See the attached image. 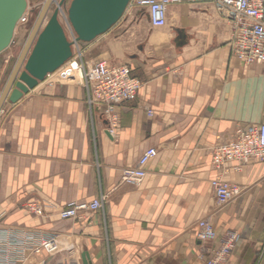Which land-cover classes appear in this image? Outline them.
I'll return each mask as SVG.
<instances>
[{"label":"crops","instance_id":"0c3cea01","mask_svg":"<svg viewBox=\"0 0 264 264\" xmlns=\"http://www.w3.org/2000/svg\"><path fill=\"white\" fill-rule=\"evenodd\" d=\"M119 26L80 43L85 61L127 65L142 83L137 100L117 108L116 124L99 106L90 110L80 74L66 66L18 102L3 103L0 228L58 239L60 254L28 253L24 264H84V256L88 264H205L234 233L239 240L223 264H255L264 163L238 170L234 163L222 180L241 194L220 206L209 150L218 137L264 122V67L233 55L230 27L211 4L171 6L162 29L143 17ZM132 31L144 34L143 43L126 38ZM25 43L18 55L0 54V97ZM151 148L158 154L142 185L121 184L122 171ZM101 195L108 196L104 210L60 219L69 203ZM30 203L43 205L44 214ZM206 217L217 239L201 243L196 233Z\"/></svg>","mask_w":264,"mask_h":264},{"label":"built area","instance_id":"2783aa9c","mask_svg":"<svg viewBox=\"0 0 264 264\" xmlns=\"http://www.w3.org/2000/svg\"><path fill=\"white\" fill-rule=\"evenodd\" d=\"M184 3L199 5L211 4L222 20L229 27L232 39V53L246 65L264 67V0H131L127 10L132 20L146 18L154 29L167 26L168 10L171 6ZM64 20V28L68 30L74 52L66 67L79 69L82 85L88 91V105L93 111L95 106L101 108L110 123L118 122L117 108L123 103L135 102L142 87L141 81L133 77L127 65H113L108 61H85L80 49V42L69 23L68 15L59 7ZM59 15V17H60ZM28 21L27 15L20 23ZM63 69V68H62ZM153 116V111H148ZM211 164L219 175L211 181L215 200L218 205H226L241 194V188L222 180L230 172L234 163L238 170L241 165L252 161L264 163V122L252 125L247 129H239L231 137H218L215 145L209 150ZM157 150L148 149L133 167L122 171L121 184L138 187L147 177V165L157 157ZM108 196L101 195L91 202L69 203L59 216L62 220L77 219L83 213H94L104 210ZM30 211L37 216L45 212L44 206L37 203L28 205ZM201 243H210L217 239V231L209 217L201 219L196 233ZM239 235L231 234L222 247L212 255L205 264H223L231 255ZM28 253L34 256L60 254V243L54 236H45L40 232L24 229L0 228V264H24ZM255 264H264V233L261 240V251Z\"/></svg>","mask_w":264,"mask_h":264},{"label":"water","instance_id":"95a60500","mask_svg":"<svg viewBox=\"0 0 264 264\" xmlns=\"http://www.w3.org/2000/svg\"><path fill=\"white\" fill-rule=\"evenodd\" d=\"M131 0H72L68 20L76 41L90 43L109 32L123 17ZM66 0L59 2L62 8ZM46 0L25 46L0 97V110L8 99L18 102L48 76L56 73L73 57V42L68 38L56 8L50 11ZM28 8L27 0H0V54L8 50L16 29ZM88 264V256L83 257Z\"/></svg>","mask_w":264,"mask_h":264},{"label":"rangeland","instance_id":"374dc122","mask_svg":"<svg viewBox=\"0 0 264 264\" xmlns=\"http://www.w3.org/2000/svg\"><path fill=\"white\" fill-rule=\"evenodd\" d=\"M45 1L46 0H27L28 8L26 11V15H27L28 21L26 23H19V25L16 29L14 41H13L11 47L6 51H11V52H14V54L18 55V53L21 51V49L23 47V44L27 41L29 34L31 33V30H32L35 22L38 19V16H39V14L43 8ZM56 1L60 2L61 0H56ZM71 1L72 0H66L65 5L63 6V11L67 15H68V8H69ZM56 8H57L56 3H53V5H52V7H51V9L47 15V19H46L45 23L51 17L52 13L54 12V10ZM59 18H60L61 23L65 26L64 20H63L61 15ZM129 22H132L133 25L136 24V20H132V18L130 17V11L126 9L125 14L123 15L122 19L116 25L120 24L119 29H121V27H126L129 24ZM65 31L68 35V38L70 39V35L68 34V30L66 28H65ZM126 38L128 40H131L132 43L133 42L143 43L145 36L141 32L132 31V32L126 34ZM5 54H7V52ZM69 67H67V68H69Z\"/></svg>","mask_w":264,"mask_h":264},{"label":"bare ground","instance_id":"6f19581e","mask_svg":"<svg viewBox=\"0 0 264 264\" xmlns=\"http://www.w3.org/2000/svg\"><path fill=\"white\" fill-rule=\"evenodd\" d=\"M53 3H58V2H57L56 0H50V4H51V5H50V9H51ZM25 14H26V13H25ZM73 54H74V49H73ZM70 60H71V59H70ZM70 60H69V61H70ZM67 63H68V62H67ZM67 63H66V64H67ZM66 64H65V65H66ZM65 65H64V66H65ZM71 68H72V69H75V70L79 73V69L76 67V65H74V66L71 67ZM79 74H80V73H79Z\"/></svg>","mask_w":264,"mask_h":264}]
</instances>
